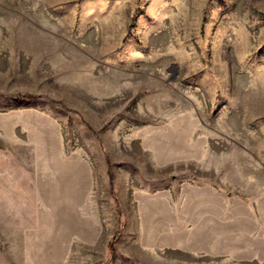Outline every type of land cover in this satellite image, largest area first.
Wrapping results in <instances>:
<instances>
[{"label":"rangeland","instance_id":"obj_1","mask_svg":"<svg viewBox=\"0 0 264 264\" xmlns=\"http://www.w3.org/2000/svg\"><path fill=\"white\" fill-rule=\"evenodd\" d=\"M0 264H264V0H0Z\"/></svg>","mask_w":264,"mask_h":264},{"label":"trees","instance_id":"obj_2","mask_svg":"<svg viewBox=\"0 0 264 264\" xmlns=\"http://www.w3.org/2000/svg\"><path fill=\"white\" fill-rule=\"evenodd\" d=\"M12 103L16 107H20V106L26 105V102H24L23 100H20V99H14Z\"/></svg>","mask_w":264,"mask_h":264}]
</instances>
